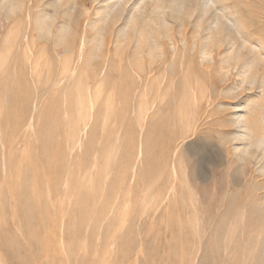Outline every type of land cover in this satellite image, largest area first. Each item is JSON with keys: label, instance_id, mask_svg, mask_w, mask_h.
I'll return each instance as SVG.
<instances>
[{"label": "rangeland", "instance_id": "1", "mask_svg": "<svg viewBox=\"0 0 264 264\" xmlns=\"http://www.w3.org/2000/svg\"><path fill=\"white\" fill-rule=\"evenodd\" d=\"M0 264H264V0H0Z\"/></svg>", "mask_w": 264, "mask_h": 264}, {"label": "bare ground", "instance_id": "2", "mask_svg": "<svg viewBox=\"0 0 264 264\" xmlns=\"http://www.w3.org/2000/svg\"><path fill=\"white\" fill-rule=\"evenodd\" d=\"M18 2H20V4L22 5L23 4V1L24 0H17ZM11 2V1H10ZM21 26V25H20ZM29 43V42H28ZM28 48H27V53L28 52H31L30 54H29V57L30 58H32V57H36L35 56V53L32 51V49L29 47V44H28V46H27ZM68 52H70V50H67ZM40 59V58H39ZM38 59V60H39ZM66 64H67V62H66ZM68 67H69V65H67V67L65 68L66 70L68 69ZM172 174H173V176H174V178H177L178 176H177V172H176V168H175V166H173V168H172ZM170 193H175V187L173 186L171 189H170Z\"/></svg>", "mask_w": 264, "mask_h": 264}]
</instances>
